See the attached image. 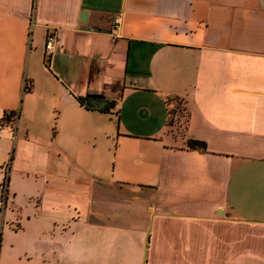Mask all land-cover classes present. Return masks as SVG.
<instances>
[{
	"label": "crops",
	"instance_id": "1",
	"mask_svg": "<svg viewBox=\"0 0 264 264\" xmlns=\"http://www.w3.org/2000/svg\"><path fill=\"white\" fill-rule=\"evenodd\" d=\"M2 155L0 264H264V0H0Z\"/></svg>",
	"mask_w": 264,
	"mask_h": 264
},
{
	"label": "rangeland",
	"instance_id": "2",
	"mask_svg": "<svg viewBox=\"0 0 264 264\" xmlns=\"http://www.w3.org/2000/svg\"><path fill=\"white\" fill-rule=\"evenodd\" d=\"M186 121V107L183 100L171 99L166 134L175 139H180ZM6 159V155L0 156V162ZM6 162V160H5Z\"/></svg>",
	"mask_w": 264,
	"mask_h": 264
},
{
	"label": "trees",
	"instance_id": "3",
	"mask_svg": "<svg viewBox=\"0 0 264 264\" xmlns=\"http://www.w3.org/2000/svg\"><path fill=\"white\" fill-rule=\"evenodd\" d=\"M78 103L86 108H88L87 104L84 103V101L80 98H78ZM113 107V103H108L105 107L101 108V111L107 112L110 108ZM168 116H169V111H168ZM186 116H187V112H186ZM9 117V114L5 115L4 118L2 119V121L7 120V118ZM1 121V122H2ZM167 126H168V121H167ZM184 147L188 150L191 151H197V152H205V144L202 141H198V140H193V139H186L184 142Z\"/></svg>",
	"mask_w": 264,
	"mask_h": 264
},
{
	"label": "built area",
	"instance_id": "4",
	"mask_svg": "<svg viewBox=\"0 0 264 264\" xmlns=\"http://www.w3.org/2000/svg\"><path fill=\"white\" fill-rule=\"evenodd\" d=\"M114 22L117 24L118 23V17L114 19ZM54 35L49 32L46 38V43H45V54H46V61L48 60V56L50 53V50L52 49V44L54 42Z\"/></svg>",
	"mask_w": 264,
	"mask_h": 264
},
{
	"label": "water",
	"instance_id": "5",
	"mask_svg": "<svg viewBox=\"0 0 264 264\" xmlns=\"http://www.w3.org/2000/svg\"><path fill=\"white\" fill-rule=\"evenodd\" d=\"M104 102L102 101H93L92 100V104L94 105V108H100L103 105Z\"/></svg>",
	"mask_w": 264,
	"mask_h": 264
}]
</instances>
